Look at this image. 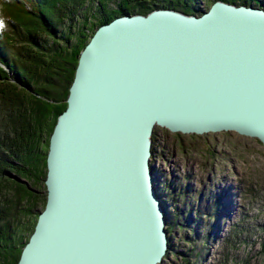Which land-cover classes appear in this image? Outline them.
I'll list each match as a JSON object with an SVG mask.
<instances>
[{"label":"water","instance_id":"1","mask_svg":"<svg viewBox=\"0 0 264 264\" xmlns=\"http://www.w3.org/2000/svg\"><path fill=\"white\" fill-rule=\"evenodd\" d=\"M47 138L44 202L15 264H158L154 126L231 131L264 147V8L213 0L117 15L78 52Z\"/></svg>","mask_w":264,"mask_h":264},{"label":"rangeland","instance_id":"2","mask_svg":"<svg viewBox=\"0 0 264 264\" xmlns=\"http://www.w3.org/2000/svg\"><path fill=\"white\" fill-rule=\"evenodd\" d=\"M212 1L192 0L189 14L198 15ZM97 2L87 0L76 13L61 19L56 34H39L32 42L19 25L8 23L0 9L5 24L0 30L4 54L17 67L32 69V57L39 55L45 62L52 47L71 48L80 21L97 19ZM155 3L158 1L151 4ZM249 4L264 8V0H250ZM115 6L116 0H106L108 10ZM81 29L88 32L87 26ZM31 86L46 87L39 81H32ZM28 95L34 98L33 93ZM26 96L14 77L0 78V155L5 158L10 155L2 143L5 133L11 136L7 124L16 115L17 104L26 103ZM46 137L44 133L42 151ZM154 140L150 171L163 205L164 226L170 229L168 251L158 264H264V147L254 138L231 131L197 135L157 127ZM14 180L33 196L17 199L11 184ZM42 180L41 174L28 179L9 169L0 176V226L8 224L10 249L27 237L42 207Z\"/></svg>","mask_w":264,"mask_h":264},{"label":"trees","instance_id":"3","mask_svg":"<svg viewBox=\"0 0 264 264\" xmlns=\"http://www.w3.org/2000/svg\"><path fill=\"white\" fill-rule=\"evenodd\" d=\"M97 1L96 12L98 16L94 14L97 19L88 21V18L85 17L80 21V27L76 29L74 45L68 49L59 45L52 47L45 62L41 60L39 55L35 58L32 57V64H34L32 69L17 67L14 62L9 60L3 52V42L0 38V64L2 65L0 66V78L14 77L22 86L28 98L25 104H17L15 107L16 115L14 114L15 116L7 124V132L11 136L8 137L5 133L2 143L8 148L10 155L7 158L0 155V176L9 169L15 173H20L28 179H37L40 174L44 177V158L48 135L58 114L65 108L64 99L73 75L78 52L97 25L105 23L117 15L146 14L156 7L171 8L188 14L192 11L190 7L192 0H116V6L111 10L106 8V0ZM154 1H158V3L152 5L151 3ZM222 1L231 4L250 3V0ZM85 2L87 0H0V9L5 11L7 16L5 19L9 21L8 23L19 25L27 40L32 42L39 34H56L57 26L61 19L69 13H76ZM255 4L260 5V2ZM202 11L204 10H200L198 14ZM10 20L13 22H10ZM86 26L88 32L82 31L81 28ZM65 37L68 38V36ZM5 67L9 70V75L4 71L3 68ZM32 81H39L46 87H33L31 86ZM28 93H33L34 98H30ZM12 109H14V106ZM156 128L157 126L152 128L150 135L151 153L154 152L153 145ZM44 133L47 137L45 138V146H43L44 149L42 151L41 141ZM11 182L17 199H19V196L24 195L27 197L33 196L31 191H28L29 189L26 190L25 185H21L19 181L14 180ZM32 226L28 235L32 230ZM165 229L166 233L170 230L169 227ZM8 232V224L0 226V264H15L20 248L28 237V235L25 238L22 237L23 240L19 245L10 249V246L7 247L10 234Z\"/></svg>","mask_w":264,"mask_h":264},{"label":"clouds","instance_id":"4","mask_svg":"<svg viewBox=\"0 0 264 264\" xmlns=\"http://www.w3.org/2000/svg\"><path fill=\"white\" fill-rule=\"evenodd\" d=\"M4 27H5L4 20L3 18H0V30H3Z\"/></svg>","mask_w":264,"mask_h":264},{"label":"flooded vegetation","instance_id":"5","mask_svg":"<svg viewBox=\"0 0 264 264\" xmlns=\"http://www.w3.org/2000/svg\"><path fill=\"white\" fill-rule=\"evenodd\" d=\"M155 189V188H154ZM156 191V190H155ZM156 194H157V192H156ZM158 196V195H157ZM159 198V197H158ZM160 200V199H159ZM161 202V201H160ZM161 205H162V202H161ZM162 207H163V205H162ZM163 211H164V209H163Z\"/></svg>","mask_w":264,"mask_h":264},{"label":"built area","instance_id":"6","mask_svg":"<svg viewBox=\"0 0 264 264\" xmlns=\"http://www.w3.org/2000/svg\"><path fill=\"white\" fill-rule=\"evenodd\" d=\"M175 176H178V175H176V174H174ZM155 188V187H154Z\"/></svg>","mask_w":264,"mask_h":264},{"label":"bare ground","instance_id":"7","mask_svg":"<svg viewBox=\"0 0 264 264\" xmlns=\"http://www.w3.org/2000/svg\"><path fill=\"white\" fill-rule=\"evenodd\" d=\"M166 221V220H165ZM163 259V258H162Z\"/></svg>","mask_w":264,"mask_h":264}]
</instances>
